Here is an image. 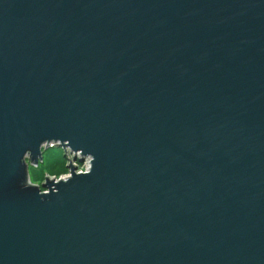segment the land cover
Instances as JSON below:
<instances>
[{"label":"water","instance_id":"95a60500","mask_svg":"<svg viewBox=\"0 0 264 264\" xmlns=\"http://www.w3.org/2000/svg\"><path fill=\"white\" fill-rule=\"evenodd\" d=\"M91 175L38 197L19 154ZM4 264H264V0H0Z\"/></svg>","mask_w":264,"mask_h":264},{"label":"clouds","instance_id":"9594fccd","mask_svg":"<svg viewBox=\"0 0 264 264\" xmlns=\"http://www.w3.org/2000/svg\"><path fill=\"white\" fill-rule=\"evenodd\" d=\"M95 155L82 146H73L70 137L48 136L39 139L35 156L31 147L19 154L18 165L23 166L22 188H34L38 197L56 195L58 185L68 184L73 177L91 175ZM0 264H4L0 259Z\"/></svg>","mask_w":264,"mask_h":264}]
</instances>
